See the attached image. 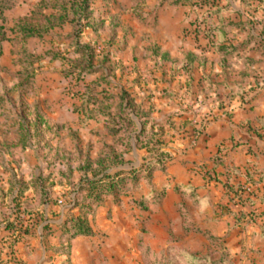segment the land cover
I'll return each mask as SVG.
<instances>
[{"label": "crops", "instance_id": "crops-1", "mask_svg": "<svg viewBox=\"0 0 264 264\" xmlns=\"http://www.w3.org/2000/svg\"><path fill=\"white\" fill-rule=\"evenodd\" d=\"M95 1L89 16L67 10L66 20L52 31L26 39L38 40L36 56L50 67L34 72L28 82H37L44 95L33 122L38 135L30 129L33 136L20 151L18 166L0 164V243L11 236L6 223L19 178L27 185L19 195L21 207L34 210L37 220L15 244L0 249V264H9L11 254L17 264H101L100 253L105 264H170L166 257L172 245L205 254L211 250L210 237L221 238L236 264H264V0H207L202 6L125 0L116 9L119 21L110 25L107 18L114 20L113 15L95 16ZM208 5L219 11L199 22ZM96 21L103 23L95 28ZM209 24L219 28L207 36ZM75 41L97 44L101 54L94 63L104 53L114 65L86 74L93 91L124 93L136 108L148 111V122L163 129L171 158L164 169L153 171L156 186L165 185L159 201L148 200L141 209L128 201L129 195L118 202L106 196L87 216L93 232L72 237L69 252L58 253L53 248L60 243L58 224L78 212L58 203L65 188H71L59 174L63 157L94 159L113 138L102 114L82 120L78 93L83 81L66 76L63 61L51 54L82 57L71 51ZM220 44L235 46L238 55L220 54ZM21 121L16 120L18 126ZM83 136L97 144L95 150L77 151ZM143 152L132 141L116 168L140 164ZM48 174L54 184L45 196L30 181ZM79 176L74 170L70 178L77 182ZM178 184L192 186L196 195L178 190ZM147 191L142 184L134 195ZM187 222L198 229H186ZM145 249L150 254L144 257Z\"/></svg>", "mask_w": 264, "mask_h": 264}, {"label": "trees", "instance_id": "trees-1", "mask_svg": "<svg viewBox=\"0 0 264 264\" xmlns=\"http://www.w3.org/2000/svg\"><path fill=\"white\" fill-rule=\"evenodd\" d=\"M92 0H60L55 7H33L28 14L17 19L12 26L14 38L18 42H25L30 36L43 37L54 29L55 25L63 23L67 18V10H72L75 14L81 11V15L89 16L91 10H87ZM169 3H191L202 6L207 0H163ZM213 1V0H212ZM211 1V2H212ZM260 1V0H259ZM262 1V0H261ZM251 1H245L249 4ZM208 4V3H207ZM58 9L60 11H55ZM206 15H202L199 22L205 21L206 17H211L219 10L207 7ZM103 21H99L94 27L98 28ZM210 25V24H209ZM219 27L210 25L204 30L207 36L213 35ZM2 37L1 39H3ZM72 52L82 53L83 56L71 58L66 55H60L57 51L51 52L55 57L61 59L65 65L63 73L75 81H83V89L79 91L80 104L78 108L83 112L82 120L93 117L96 114H102L106 123L109 125L110 132L113 135L112 142L105 148L102 155L94 159L84 157L80 160L73 159L71 156H64V167L59 170L60 176L64 177L71 188L63 194L58 203H68V211L71 208H77V214H68L65 219L58 224L59 244L54 246L58 253H68L70 244L69 240L76 235H88L93 232L87 216L92 214L98 205L104 202L106 196H110L114 202L120 200L121 195H129L128 201L134 203L137 207L144 209L147 207V201L157 202L164 193V186L157 187L153 181V171L164 169L171 156L165 151L167 143L162 138V127H155L148 122V111L140 110L133 104L132 98L126 94H116L107 92L104 89L99 92L93 91L90 81H86V74L89 72L110 70L113 63L108 60V56L102 53L98 63L94 59L100 52L97 50V44H80L75 41L70 45ZM217 51L224 56L238 55L236 47L227 44L216 45ZM264 52V42L262 43ZM101 54V53H100ZM28 56H34L27 52ZM39 59V57H37ZM28 73V72H27ZM21 74V73H18ZM33 76L26 74L23 82H29ZM92 84L97 85L99 79H92ZM132 112L139 120L138 122L132 117ZM37 131L38 123L33 125ZM15 140L0 143V164L4 162L19 165L21 162L20 151L29 143L33 133L29 125L24 121L19 123ZM38 135V131L36 133ZM39 140V139H38ZM144 150L143 159L138 165L129 168H116L124 161L123 151L130 146L131 142ZM5 156L8 159L5 160ZM49 158V157H48ZM51 159V157L49 158ZM53 162L50 160L49 163ZM74 170L80 172L77 182L71 180V174ZM49 174L32 179L31 186L43 195H49V186L54 184L49 180ZM11 180V178H10ZM19 189L14 196L12 205V218H8L6 228L11 230V236L1 240L0 249L4 246H12L20 237L28 232L32 224L37 220L34 210L21 207L19 195L22 194L27 185L19 178ZM148 188L146 193H140L135 196L141 186ZM178 190L186 191L188 194L196 195L195 189L188 185H175ZM23 213L24 217L21 216ZM186 229H198L195 223H185ZM46 228L49 227L47 224ZM64 242V243H63ZM211 250L205 254L192 253L181 247L172 245V253H169L166 260L170 264H236L232 258L227 255L219 237H210ZM12 253V251H11ZM148 253V249L144 254ZM16 256L11 254L7 261L9 264H17ZM71 264V263H67Z\"/></svg>", "mask_w": 264, "mask_h": 264}, {"label": "rangeland", "instance_id": "rangeland-1", "mask_svg": "<svg viewBox=\"0 0 264 264\" xmlns=\"http://www.w3.org/2000/svg\"><path fill=\"white\" fill-rule=\"evenodd\" d=\"M60 0H0V143L13 140L18 129L16 120L23 119L29 122L30 129L35 121V109L43 105L44 95L40 85H29L23 82L26 74H34L41 69H49L50 64L44 59L39 60L36 54H40V43L36 38L26 42H18L14 38L12 26L25 12L32 7H55ZM66 1L67 4L70 0ZM125 0H96L92 5L97 18L103 15H113L107 18V23L119 21L120 11ZM15 3V4H14ZM106 17V16H105ZM117 20V21H116ZM97 23L99 21H96ZM107 24V25H108ZM4 37L3 39H1ZM101 47V43H99ZM32 50H34L32 52ZM32 54L34 56H28ZM28 72V73H27ZM21 73V74H18ZM80 139V138H79ZM80 148L77 151L88 152L95 150L96 143L85 136L81 137ZM76 151V149H75ZM66 192L70 189L65 188ZM74 213H78L75 211ZM23 215V214H22ZM24 217V216H23ZM150 253L144 254L149 255ZM165 255V253H164ZM101 264H105V257L100 253Z\"/></svg>", "mask_w": 264, "mask_h": 264}, {"label": "built area", "instance_id": "built-area-1", "mask_svg": "<svg viewBox=\"0 0 264 264\" xmlns=\"http://www.w3.org/2000/svg\"><path fill=\"white\" fill-rule=\"evenodd\" d=\"M244 189L245 190H249L250 189V186L249 185H244Z\"/></svg>", "mask_w": 264, "mask_h": 264}]
</instances>
